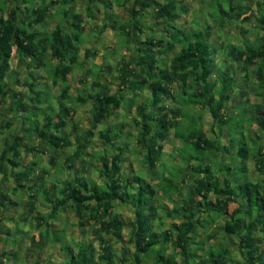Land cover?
<instances>
[{
	"label": "trees",
	"instance_id": "16d2710c",
	"mask_svg": "<svg viewBox=\"0 0 264 264\" xmlns=\"http://www.w3.org/2000/svg\"><path fill=\"white\" fill-rule=\"evenodd\" d=\"M9 1L0 0V12L8 9L5 15H0V109L10 95L11 87L4 80L11 70L14 55L26 60L27 66L38 64L48 69L50 89L59 88L55 97L50 96L44 84H37L41 76L32 74L28 87L36 105L33 110L25 108L20 99L15 100L16 92L15 97L14 94L11 96L13 104L7 106L5 113L0 110V137L4 129L12 126L9 115L27 114L21 120L20 131L14 130L10 140H4L0 147V183L6 181V167L12 168L17 182L13 195L18 191L29 195L28 212L34 210L36 192L37 198H45L48 202L49 219L55 217L59 209L65 211L68 208L82 229L81 236L83 228L93 223V234L101 250L99 264H124L126 261L128 264L148 261L152 264H264V100L249 103L246 98V108H242L241 101L251 84L264 87V0H254L251 5L245 4L244 0H209L206 19L202 23L193 21L191 29L173 25L176 28L170 33H166L167 28L171 23L175 24L180 15L176 0H133L132 3L130 0H112V5L118 8L130 6L126 8V21L121 24L117 21L114 30L125 47L133 46L136 56L118 67L119 93H111L107 83L94 80L90 85L94 94L83 89L81 96L74 100L68 94V77L87 36L84 19L71 10L74 0L41 1L35 5L32 0ZM201 2L204 4V0ZM100 4L105 7V15L98 27L99 36L110 23L116 22L111 5ZM149 7L153 8L158 30H143V11ZM51 9L55 11L54 18L58 17L53 31H35V27L47 23ZM180 10L187 12L186 7ZM86 15L91 20L95 18L89 8ZM235 20L241 21L242 25L239 24L234 41L225 45L219 43L218 47L210 42L213 34L220 40L228 21ZM252 21L256 27L243 26ZM148 32L151 35L146 37ZM136 34L144 36L140 49L132 39L135 41L133 36ZM219 47L223 56L221 69L213 65ZM169 50L172 56L167 65L164 57ZM48 51L57 61L51 68L43 64ZM96 53L93 48H85V60L95 59ZM11 73L15 79L17 73ZM90 74L99 80L106 76L96 70H91ZM175 82L178 92L174 90ZM83 83L85 81L81 80ZM39 87L46 91L44 95L37 92ZM144 93L147 95L138 101ZM234 97L239 101L237 108L233 104ZM88 102L95 111L94 119L91 128L82 134L71 124L67 135L74 137L75 144L85 147L95 136L93 130L99 125H108L114 112L134 108L135 139L144 150L142 161L148 173L154 175L159 161L164 165L163 143L172 131V137L180 144L176 147L181 164L177 168L178 181L172 182L171 176L164 179L159 175L149 183L141 174H125L121 164L123 152L125 144L134 135L129 133L121 137V130L116 136L115 126L109 124L95 137L113 147V155L90 156L101 163L97 171L101 178L99 182L85 178L63 183L61 187V183L56 182L50 191L46 187L35 189L29 185L26 188L24 179L29 177L26 173L42 178L47 175V170H35L36 163L32 161L23 166V153L28 152L33 157L36 152L49 154L50 163L53 162L54 155L70 146L63 136L67 121H74L70 113L74 112L76 104ZM225 106L226 110L222 111ZM203 113H208L211 118L206 128ZM185 114L186 135L180 129ZM222 130H227L226 143L221 140L224 137ZM25 139H34L36 144L31 146ZM119 139L124 141L118 143ZM204 152L206 154H202ZM248 160L253 161L259 176L255 181L248 177ZM72 161L70 156L64 159L65 167L71 168ZM188 170L190 179L185 175ZM154 182H157V188ZM186 187L185 197L174 199V194H180ZM159 193L167 196L168 205L156 202ZM116 202L126 203L134 209V219L128 225L130 247L125 250L127 256L118 261L108 238L110 235L120 238L126 228L123 220L109 216ZM12 203L6 193L0 192V207ZM230 203L235 204L232 211L228 208ZM168 219L171 220L169 226L164 223ZM214 226H218V232L211 229ZM201 231L207 240L222 234L224 243L205 247L198 237ZM1 235L8 240L11 233L4 228L0 217ZM48 236L49 228L45 227L39 237ZM65 245H60L66 254L60 264H92V246L86 241ZM15 256V251L0 253V264L15 263Z\"/></svg>",
	"mask_w": 264,
	"mask_h": 264
},
{
	"label": "rangeland",
	"instance_id": "374dc122",
	"mask_svg": "<svg viewBox=\"0 0 264 264\" xmlns=\"http://www.w3.org/2000/svg\"><path fill=\"white\" fill-rule=\"evenodd\" d=\"M10 2L9 0H7ZM41 1H50V0H32V3L35 5L36 3L39 4ZM112 0H74L73 4L71 5L76 13L80 14V16L84 19V24L87 27L86 31V40L84 45H89V48L93 50H96V58L95 59H88L85 60L84 58V48H81V52H79L80 55V62L83 64L82 69H75L72 74L69 76L68 84L71 88L77 87V79L78 77H84L82 78V81L89 82L87 84V88H85L86 91L90 92L91 94H94V90L90 87L91 83L94 82V80L101 82L102 84H108V87L111 89V93H119V90L117 88V81H118V67L121 66L123 63H127L128 61H131L133 57L136 56L135 52H133L132 47L128 49L125 47V44L123 43V40L120 36L117 35L114 28L118 26L117 21L119 24L126 21L127 11L126 8H130V6H126V8L123 7H116L115 5H112ZM133 0H130V3H132ZM160 1V0H156ZM209 0H204V4L201 2V0H176V4L179 7L178 14L179 20L169 26L167 28L166 33H170L175 29V26H184L187 29H191L192 25L191 23L193 21L202 23L206 19V12L207 7L206 3ZM100 2H105L111 5V10L115 14L116 22L110 23L109 26L105 29V31L102 33L101 36H99V29L96 31L97 25L101 23L102 17L105 15V7L100 4ZM244 3L247 5H251L254 3V0H244ZM12 6V5H11ZM186 7L187 12H181V8L183 9ZM89 8V11L92 13V15L95 16L93 20L90 19L89 16L86 15V9ZM8 9L1 13L0 15H5ZM50 16L47 20V23L43 26H37L34 28L35 31L39 32H45L50 33L53 31L57 18H54V9L50 10ZM143 19L144 23L143 30L150 29V30H158L159 26H157V22L155 21V15L153 13V8L149 7L146 8L143 11ZM239 24L242 25L241 21L238 22L235 21H228L226 27H225V33L224 35H220V40L217 39L216 34H213L209 40L212 44L218 45L219 43H223L224 45L228 43V41H234V38L239 32ZM245 24V25H244ZM243 26L247 28H254L255 23L252 21L250 23H244ZM175 25V26H173ZM162 32V31H161ZM165 34V32H163ZM147 35V36H146ZM151 33L148 32L145 34L146 37L150 36ZM219 36V37H220ZM133 42L136 43V45L139 49L142 48L143 42H144V36L140 35L139 37L134 35ZM125 39V37H124ZM240 40H243L242 37H240ZM218 47V46H217ZM219 52L217 53L216 59L214 61V66L216 68L221 69L222 67V61L223 56L222 52L220 51V47L218 48ZM168 54L165 55L164 58H166L167 65L169 64L170 57L172 56V53L167 52ZM160 55V54H159ZM158 55V56H159ZM55 59H52L50 56V52H47L45 56L43 57V64L46 65L48 68L53 67L56 62ZM86 62V63H85ZM262 61L258 62L261 63ZM28 62L22 58L17 57V55H14L11 59V70L8 71L6 78L4 80L5 83H8L11 87L10 90V96L6 97L2 108L0 109L3 113L7 110V106H10L12 103V95L14 92H16L17 97L16 101L20 99V101H23V105L25 108H31L30 111L33 110V107L35 105L34 100L32 99V92L30 91L28 87V82L31 80L32 74L35 76L39 75L41 76V79H38L37 84H44L46 88H49L51 86L50 84V78L48 74V69H44L42 66H39L38 64H32L30 66H27ZM98 66V67H96ZM131 66V64H129ZM100 67V68H99ZM91 70L98 71L100 74L103 75V72L105 73V78L103 80H99L98 77L92 76L90 74ZM103 70V71H101ZM109 70V73L107 72ZM16 72L17 76L15 79H12L11 72ZM215 74H218V72H214ZM214 74V75H215ZM88 77V78H87ZM94 78L91 79V78ZM39 78V77H38ZM4 83V84H5ZM83 83V85H85ZM82 85V84H81ZM85 87V86H82ZM43 91L40 87L37 88V90ZM50 96H54L58 93L59 88H55L51 90L49 88ZM174 90L175 92H178L177 83H174ZM78 94L82 93L83 89H80L78 87L77 89ZM248 93V94H246ZM245 95H243L242 101V108H246L248 105L246 103V98H249L250 102H256L261 103L264 100V87L262 85H250V87L247 89ZM147 93L142 94V96L139 97L138 101L142 100ZM16 95L14 94V97ZM235 104V108H237L238 100L236 98H233ZM52 103L55 105V100L51 98ZM13 104V103H12ZM81 105V104H78ZM36 106V105H35ZM91 106V105H90ZM90 106L87 104L85 107L87 110H83L81 106L75 105V109H78V112L76 113V116L73 115V120L67 121L68 127H65V131L63 136L65 137V141L70 143V146L67 148H64L58 152V154L54 155L53 162L50 163V157L51 155L45 154L41 155L39 152L35 153V163L36 166H34L35 170H47V175L43 176L42 178L38 177L39 175L32 176L31 174L26 173L29 177L24 179L25 184L29 183L33 188L40 186L41 188H48L49 191L51 189L50 185L57 182V184L61 183L60 187L63 183H71L74 180H82L85 178H91L95 181H100L101 178L99 177V173L97 172L101 166V163L97 160H92L90 156H96L98 157L100 154L104 156L113 155V147L107 145L105 142L99 141L97 137V132L101 129L108 128L109 124L112 126H115L113 129V132H115L116 136L119 133V131L122 130V134H119L121 137L128 136L129 133L131 135H134V138L127 141V144H125L126 149L123 152V162L122 168L125 172V174H141L146 182L151 183L154 178H157L159 175L161 178L164 177L168 178L171 176L172 182L178 181L179 171L177 170L178 166H181L179 163V160L177 159V152L176 147H178L180 144L172 137V131L168 134V139L163 143V160L160 165V161L156 164V167L153 171L154 175L151 174V172L148 173V170L146 166L143 164L142 161V155H143V149L139 147L136 143L135 136H137V126L135 125V112L134 108L131 110L125 108H121V110H118L117 112H114L111 117L109 118V123H105L104 125H99L94 132V138L91 139L90 143H87L85 147H81V145L75 144L74 137H68L67 134L70 133V127L71 124L73 126L76 125L79 130L78 133L82 134L83 132H86L88 129L91 128V122L93 121V115L95 113L92 108L90 109ZM226 110V106L222 109V111ZM29 115V113H28ZM203 119L205 122V128L210 125L211 118L208 115V113H203ZM27 114L20 113L17 117H10L9 121L11 122L12 126H10L8 129H4V132L2 136L0 137V147L2 146V142L8 141L11 138V133L13 131H20L21 127V120L25 117ZM187 118V114H185V117L181 121V130L182 133L186 135L187 129V122L184 121V119ZM1 122V121H0ZM66 125V126H67ZM69 128V129H68ZM222 135L224 136L221 140L223 143H226L228 138L227 130L221 131ZM26 137V136H25ZM124 140L118 141V143H121ZM221 142V141H220ZM25 143L29 145H35L36 142L34 139H25ZM206 154V152L202 153ZM68 156L73 160L71 164V168H66L64 164V159H66ZM203 156V155H202ZM205 159H207L206 156H203ZM98 159V158H97ZM221 159V158H220ZM141 161V162H140ZM30 161V157L28 156V152L23 153V161L22 165L28 164ZM247 168H248V177L250 180H257L259 179V176H257L254 167H253V161L248 160L246 162ZM237 166V165H236ZM235 166V168H236ZM12 168L6 167V181L0 183V192L3 194L6 193L8 198L13 202V205H7V207H0V217L3 222L4 228L9 230L11 233L10 237H7L8 240H5L6 236L1 235L0 236V253L3 252H16L15 256V263L13 264H60L63 263L65 260V252H62L60 249V245L68 246L69 244L72 245L73 242H76L78 240L86 241L89 246H92V253L93 256L90 257L92 260V264H99L98 256L101 253L99 243L97 241L96 236L93 234L94 229L92 228L93 223H89V226H86V228H83L84 233L81 236L80 232L82 229L78 226L77 220L71 213V211L67 208L65 211L59 209L58 213H56V216L52 219H49V212L50 207H48V202L44 201L45 198L42 199V197H38L39 194L35 192V198L34 201V207L33 212H28V197L29 195L18 191L14 194V186L16 185V180L13 177L14 172H12ZM16 170V169H15ZM19 170V169H18ZM158 174V175H157ZM185 175L189 178V170L185 172ZM2 174L0 173V180H1ZM191 178V177H190ZM189 178V179H190ZM64 181V182H63ZM191 183V181L189 180ZM187 190V189H185ZM34 196V194H33ZM42 196V195H40ZM174 198L176 200H180L182 198V195H174ZM213 198V197H212ZM156 202L161 203L162 205L166 206L168 205L169 201L167 196L165 197L164 194H157V199H155ZM43 201L46 203H43ZM29 204V203H28ZM229 210H232L235 208L234 203L229 204ZM145 215H148V212H145ZM111 217H117L120 220L124 221V224L126 225L125 230L122 231V236L120 238H115L112 235L108 236V238L111 239V249L113 250L114 255L117 258V261L120 260L123 256L126 255V249L130 247V245L127 243L128 235H129V222H131L134 219V209L127 205L126 203H114L112 212L109 215ZM39 217V220L37 219ZM151 218V216H149ZM130 220V221H129ZM39 222H43L39 225ZM171 222L170 219L165 220V225H168ZM14 224V226L12 225ZM47 223V224H46ZM222 223V221H220ZM15 225H18V228L15 227ZM154 229L157 230L158 226H156V223H154ZM169 226V225H168ZM49 228L50 236L41 238L39 235L43 234L44 228ZM165 228V227H164ZM218 226L211 227V229H214V231L218 232ZM43 237V235H42ZM199 239L203 240L205 238V233L201 231L198 233ZM41 238V240H40ZM220 238H222V234H218L217 238L213 240L206 241L205 246H209L211 244H218V241H220ZM39 240V241H37ZM201 240V241H202ZM74 251L75 248H74ZM127 256V255H126ZM129 257V256H128ZM12 264V263H10ZM124 264H128V262H124ZM144 264H152L151 261H148Z\"/></svg>",
	"mask_w": 264,
	"mask_h": 264
},
{
	"label": "crops",
	"instance_id": "0c3cea01",
	"mask_svg": "<svg viewBox=\"0 0 264 264\" xmlns=\"http://www.w3.org/2000/svg\"><path fill=\"white\" fill-rule=\"evenodd\" d=\"M50 13H52V12H50ZM101 26V23L99 24V25H97V27H96V31H98V27H100ZM84 49L85 48H89V45H83L82 46ZM81 47V48H82ZM84 51V50H83ZM49 52V51H48ZM80 52H81V49H80ZM84 53V52H83ZM51 56V55H50ZM78 56H79V58H80V55L78 54ZM56 63H57V61H55ZM86 63V62H85ZM82 67H83V64L80 62V59H78V61L74 64V66H73V68H72V70H71V72H70V75L72 74V72L75 70V69H82ZM69 75V76H70ZM95 75H93V77H94ZM84 77V76H83ZM82 77V78H83ZM91 78V79H93L94 80V78ZM70 77H68V79H69ZM82 78L81 77H78V79H77V87L76 88H71L70 87V90H69V92H68V94H69V96H70V98H71V100L73 99H77V97L80 95V94H82V93H80V94H78V91H77V89H78V87L80 88V89H85V88H87V84H89V82H86L85 83V85H81V80H82ZM88 78V77H87ZM103 79V78H102ZM101 79V80H102ZM102 82V81H101ZM96 83H99L98 81H96ZM82 86H85V87H82ZM49 88H51L50 86H49ZM49 88H46L47 89V91H49V93L51 92L50 90H49ZM112 89V88H111ZM37 92H40L41 93V95L43 94L44 95V92H46L44 89H43V91H41L40 89L37 91ZM111 92V91H110ZM10 96V95H9ZM81 96V95H80ZM73 102V101H72ZM87 104V106L89 105H91L90 106V109H91V107H92V103L91 102H88V103H85V104H81V105H78V104H76L77 106H81V108L83 109V110H87V108L85 107V105ZM79 109V108H78ZM78 109H74V112H71L70 113V115L71 116H73L74 114V116H76V113L78 112ZM68 127V125L66 126V128ZM69 129V128H68ZM29 156V155H28ZM30 157V161H32V162H35V158H37V157H33V156H29ZM158 175V174H157ZM219 178H221V177H219ZM154 184H155V186H156V188H157V182H154ZM30 184L29 183H26L25 184V187L27 188L28 186H29ZM31 186V185H30ZM53 186H55L54 184H51L50 185V187H53ZM33 188V187H32ZM35 189H37V188H40L41 189V187L40 186H37V187H34ZM185 189H187L188 190V188L186 187V188H184L183 189V191L180 193L181 195H182V197H185V193H187V190H185ZM161 194V193H160ZM180 194H174V195H180ZM175 199V198H174ZM28 201V200H27ZM13 205V204H12ZM233 210V209H232ZM232 210H230V211H232ZM12 225L14 226V224L12 223ZM15 227L16 228H18V225L16 226L15 225ZM200 240V239H199ZM202 240V239H201ZM200 240V241H201ZM38 241V240H37ZM206 241H209V240H207V239H204V241L202 240V242H204V243H206ZM224 243V241L223 240H221V238H220V241H218V244H211L212 246H218V245H220V244H223ZM210 246V245H209ZM209 246H205V247H209ZM238 258H240V257H238ZM240 260V259H239Z\"/></svg>",
	"mask_w": 264,
	"mask_h": 264
}]
</instances>
